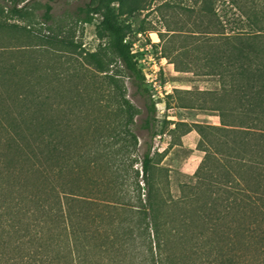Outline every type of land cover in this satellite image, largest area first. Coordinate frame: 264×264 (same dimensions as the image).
Returning a JSON list of instances; mask_svg holds the SVG:
<instances>
[{"label": "trees", "instance_id": "1", "mask_svg": "<svg viewBox=\"0 0 264 264\" xmlns=\"http://www.w3.org/2000/svg\"><path fill=\"white\" fill-rule=\"evenodd\" d=\"M11 1L10 12L25 18L16 7L23 0ZM151 1L78 6L76 22L100 16L94 51L48 26L50 50L78 56L61 71L47 63L36 74L33 62L15 79L16 64L0 63V86L12 89L0 90V264H264V0H200L201 30L168 29L174 69L197 67L215 78V89L197 93L208 95L199 106L219 120L174 123L172 130L194 129L203 152L176 198L155 182L150 143L133 170L138 140L131 127L140 110L122 79L143 99L139 128L150 140L156 105L119 17ZM218 2L234 8L231 26ZM51 10L44 3V23ZM7 27L30 32L0 20V31ZM126 168L135 179L140 172L143 187L136 180L131 192L124 189Z\"/></svg>", "mask_w": 264, "mask_h": 264}, {"label": "rangeland", "instance_id": "2", "mask_svg": "<svg viewBox=\"0 0 264 264\" xmlns=\"http://www.w3.org/2000/svg\"><path fill=\"white\" fill-rule=\"evenodd\" d=\"M46 2L52 6V20L48 23H44L42 18L43 5ZM87 2L90 0H23L16 5L17 8L23 7L26 14L25 18L20 19L10 12V8L15 6L13 1L0 0L1 22L20 27L30 26L29 33L10 27L0 31V63L16 64L15 79L28 75L33 62L36 65V74L45 73L43 68L47 63L60 71L64 61L75 63L78 57L76 52L50 50L45 44L43 38L51 35L48 26L55 30L59 38L72 40L81 49L94 51L101 42L96 34L100 16L96 15L90 24L76 22L73 16L76 8ZM148 7L141 12L119 17L121 24L128 29L126 40L132 45V52L136 55L156 105L155 136L150 140L149 132L139 128L140 119L145 112L143 99L134 94L126 79H122L127 98L140 110L135 125L131 127L138 140L137 162L134 163L133 170H140L139 158L145 146L150 143L155 182L163 187L165 194L169 192L176 198L180 196L181 186L191 182L190 176L201 161L203 152L197 149L199 136L195 130L185 132V127L182 126L172 130L174 123L219 125V120L216 112L199 106L203 102L209 103L208 95L197 93L215 89V78L201 74L197 67L192 72H178L174 69L172 55L168 52L172 44L167 41L171 33L168 29L199 31L207 23V19L195 13L201 7L200 0H152ZM216 11L221 14L227 11L223 23L231 26L230 19L234 8L218 2ZM153 33L157 35V40L153 39ZM159 33L162 39L158 36ZM178 42L176 39L175 44ZM164 46L169 57L161 56V48ZM5 87L11 94V87ZM6 89L0 86L1 92L5 93ZM185 104L192 106L184 107ZM82 135L85 136L84 132ZM80 138L78 137L79 141ZM126 170L127 173L122 172L125 179L124 189L131 192L136 180L143 187L140 172L135 179L133 171L129 168ZM144 193L142 190V194Z\"/></svg>", "mask_w": 264, "mask_h": 264}, {"label": "bare ground", "instance_id": "3", "mask_svg": "<svg viewBox=\"0 0 264 264\" xmlns=\"http://www.w3.org/2000/svg\"><path fill=\"white\" fill-rule=\"evenodd\" d=\"M152 36H153L154 40H157V35L156 34L153 33Z\"/></svg>", "mask_w": 264, "mask_h": 264}, {"label": "built area", "instance_id": "4", "mask_svg": "<svg viewBox=\"0 0 264 264\" xmlns=\"http://www.w3.org/2000/svg\"><path fill=\"white\" fill-rule=\"evenodd\" d=\"M166 94V93H165Z\"/></svg>", "mask_w": 264, "mask_h": 264}]
</instances>
